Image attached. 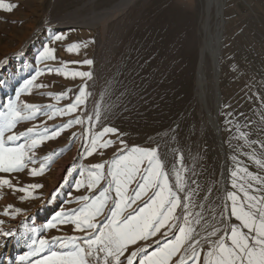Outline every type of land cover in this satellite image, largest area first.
Wrapping results in <instances>:
<instances>
[{
  "label": "rangeland",
  "instance_id": "rangeland-1",
  "mask_svg": "<svg viewBox=\"0 0 264 264\" xmlns=\"http://www.w3.org/2000/svg\"><path fill=\"white\" fill-rule=\"evenodd\" d=\"M0 2L15 6L0 10V113L12 103L25 115H31L25 104L39 109L6 131L4 139L29 128L33 138L48 137L34 148L25 137L15 141L25 145V167L0 172V178L10 182L0 186V264H18V258L32 250L33 240L34 247L40 240L49 244L23 264H35L50 251H70L60 243L66 238L82 242L87 233L75 231L69 219L85 203L79 198L99 196L108 187L112 162L133 147L156 149L173 186L176 174H181V207L175 213L179 219L170 223L182 224L188 216L201 257L209 242L239 224L230 216L229 193L242 200L243 185L257 199L264 197V185L250 178L264 180V167L256 163L264 164V0H217L208 12L207 0H133L118 16L111 11L120 0ZM204 23L209 49H217V112L212 53H206L203 64V99L197 90ZM45 47L54 58L41 57ZM89 60L91 64L85 63ZM84 72L90 76L73 75ZM28 81L32 85L24 92ZM81 89L84 95L78 102ZM73 104L77 107L68 112ZM213 113L216 129L208 117ZM105 128L115 131L104 133ZM94 138L96 148L88 155ZM219 144L225 161L224 196L218 188ZM101 163L106 178L89 191V171H96L91 166ZM42 164L43 173L31 175ZM77 181L82 182L79 189ZM135 188L133 183L130 192ZM108 195L112 199L97 218L98 226L114 206V189ZM50 223L54 226L46 227ZM213 231L216 236L209 235ZM175 232L161 228L146 241L130 245L121 264H127L132 252L146 249L137 252L134 264L174 239ZM179 259L180 254L175 264Z\"/></svg>",
  "mask_w": 264,
  "mask_h": 264
},
{
  "label": "snow or ice",
  "instance_id": "snow-or-ice-1",
  "mask_svg": "<svg viewBox=\"0 0 264 264\" xmlns=\"http://www.w3.org/2000/svg\"><path fill=\"white\" fill-rule=\"evenodd\" d=\"M13 7L15 6L0 2V10L11 11ZM55 39L60 40L61 37L57 36ZM41 57L54 58L52 50L47 47L41 53ZM85 63L91 64L92 62L89 60ZM73 75L90 76L86 72ZM31 85L32 81H28L23 91L28 92ZM83 95L84 90L81 89V96L77 97L78 102H81ZM76 107L77 104L71 105L68 112ZM24 109L31 115L39 111L35 106L28 104L24 105ZM31 115H25L15 103L9 105L6 113H0V172L11 173L21 171L25 167V151L22 150L25 145H17L15 141L25 137L26 142L31 140L29 147L34 148L42 140L48 138L43 136L38 139L33 138L31 135L33 129L29 128L25 133L9 135L6 140L4 139L6 131H11L18 121L30 119ZM74 122L79 123L80 121ZM69 123H73V121ZM114 131L110 128L104 129V133ZM96 144L97 139L94 138L88 155L93 153ZM46 159L51 160V157ZM29 162H34L31 157H29ZM256 163L264 167L260 161H256ZM91 168L96 171H89L87 183L89 191H92L106 178L102 171L105 168L103 163L92 165ZM44 169L45 165L42 164L39 171L32 169L31 175L42 174ZM237 171L246 170L238 169ZM232 175L236 177L237 172H233ZM107 177L111 178L108 181V187L104 188L96 198L80 197L79 199L85 203L78 211L74 210L69 218L75 225L74 230L86 232L87 237L82 242H78L79 238L77 237L61 240L60 243L63 247H71L70 251H50L47 256L35 261V264H94V262L95 264H121L120 257L124 255L130 245L141 240L146 241L165 227L169 230L176 229V232L173 233L174 239L169 240L150 254H146L140 259L139 264H172L173 257L177 254H180L177 264H189V261L192 264H201V259L202 264H264V197L257 199L256 196L250 195L243 185L240 186V191L244 193L242 200L233 193H229L227 196V200L231 201L230 216L239 221V224L232 226L226 231V234L220 235L215 241L209 242L208 250L201 257V252L196 248L199 241L195 240L193 235L195 230L188 216H184L182 224L170 223V221L179 219L175 213L176 209L181 207L178 192L183 190L182 176L178 172L175 186L170 184L169 176L163 169L156 149L133 147L126 155H122L112 162L107 170ZM138 177L139 179H137ZM250 178L264 185V180L251 176ZM9 183L8 180L0 178V186L9 185ZM133 183H136V188L130 192V186ZM80 186H82V182L77 181V189ZM28 187L41 186L31 185ZM233 187H236L235 182ZM112 189L115 192V198L112 200L114 206L109 209L110 215L106 217L105 222L98 226L97 218L104 214L108 201L112 199L108 195ZM14 190L25 191L26 189ZM256 190L259 191V189ZM145 196L147 199L142 205H138L137 209L129 212L127 216L123 215L128 208L137 204ZM4 214L8 215L9 213L6 210ZM53 226L54 223H50L46 227ZM209 235L216 236L217 233L213 231ZM36 243L35 240L32 241V245H30L32 250L27 256L19 257L18 264H23L28 257L39 255L49 244L48 241L40 240L39 247H34ZM139 251H146V249L141 248L132 252L126 258L127 264H133Z\"/></svg>",
  "mask_w": 264,
  "mask_h": 264
},
{
  "label": "bare ground",
  "instance_id": "bare-ground-1",
  "mask_svg": "<svg viewBox=\"0 0 264 264\" xmlns=\"http://www.w3.org/2000/svg\"><path fill=\"white\" fill-rule=\"evenodd\" d=\"M132 1L133 0H120L117 8H115V9L113 8V10L111 11V13L114 14V15H117L118 13H120L121 11H123ZM214 1H217V0H207V3H206V12H208V8H209L210 4L212 2H214ZM105 12H103V13H105ZM98 15H99V13H98ZM95 17H96V15H94V18ZM108 17H110V16H108ZM99 18L100 17H98V20H99ZM60 20H62V19H60ZM107 20H110V19H107ZM48 23H50V22H48ZM218 41H219V38H218ZM210 42H211V39L209 38L208 27L205 24L203 26L202 45H201V53H200V58H199V64H198V68H197V79H196V83H197L198 94L203 99V94H204V93L202 94L203 86H204L203 64H204V60H205L206 53H212V57H213V64H212V68H213L212 86H213V89L215 90V93H217V96H216V105H218L219 104L218 103L219 102V92L216 91V81H215L217 66L215 65V61H214L215 52L213 50L210 51V49H209ZM217 82H218V78H217ZM218 84H217V86H218ZM214 109H215V107H214ZM208 117H209L210 122L213 124V127L216 129V124H215V121H214V113L211 114V115H208ZM220 144H219V149H220V153H221L222 160H221L220 170H219V174H218V188H219L221 194L224 196V193H223V191L225 190V187H224L225 178L224 177H225V173L226 172H225V161L223 159V153H224V151H223L222 145H220ZM226 223H227V221H226ZM226 227H227V224L225 225V228Z\"/></svg>",
  "mask_w": 264,
  "mask_h": 264
},
{
  "label": "crops",
  "instance_id": "crops-1",
  "mask_svg": "<svg viewBox=\"0 0 264 264\" xmlns=\"http://www.w3.org/2000/svg\"><path fill=\"white\" fill-rule=\"evenodd\" d=\"M164 244H161L159 247H161V246H163ZM159 247H157V248H159ZM157 248H154L153 250H151V251H149L148 253H146V254H150L151 252H153V251H155V250H157ZM146 254H144L143 256H140L139 257V259H137L136 261H135V263L134 264H139V261H140V259H142ZM178 255V254H177ZM124 257V255L123 256H121V258H123ZM176 259H177V256H175V257H173V261H172V264H175V262H176Z\"/></svg>",
  "mask_w": 264,
  "mask_h": 264
},
{
  "label": "water",
  "instance_id": "water-1",
  "mask_svg": "<svg viewBox=\"0 0 264 264\" xmlns=\"http://www.w3.org/2000/svg\"><path fill=\"white\" fill-rule=\"evenodd\" d=\"M216 58H217V49L215 50V55H214L215 65L217 66ZM215 81H216V91H218V87H217V70H216ZM216 96H217V93H216ZM218 107H219V104H218V106L216 107V98H215V111H216V112H217V110H218ZM214 116L216 117V114H215ZM215 122H216V119H215Z\"/></svg>",
  "mask_w": 264,
  "mask_h": 264
}]
</instances>
